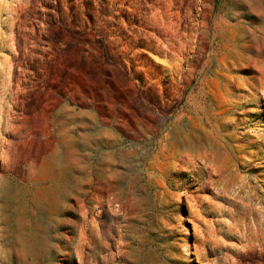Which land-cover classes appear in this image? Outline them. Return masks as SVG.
Returning a JSON list of instances; mask_svg holds the SVG:
<instances>
[{
	"label": "rangeland",
	"instance_id": "obj_1",
	"mask_svg": "<svg viewBox=\"0 0 264 264\" xmlns=\"http://www.w3.org/2000/svg\"><path fill=\"white\" fill-rule=\"evenodd\" d=\"M0 264H264V0H0Z\"/></svg>",
	"mask_w": 264,
	"mask_h": 264
}]
</instances>
